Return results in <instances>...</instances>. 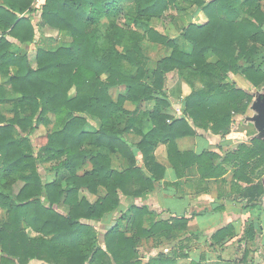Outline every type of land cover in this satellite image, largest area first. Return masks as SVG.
<instances>
[{"label": "trees", "instance_id": "16d2710c", "mask_svg": "<svg viewBox=\"0 0 264 264\" xmlns=\"http://www.w3.org/2000/svg\"><path fill=\"white\" fill-rule=\"evenodd\" d=\"M34 1L0 0V76L12 95L0 83V207L6 211L0 221L2 264H177L179 257L188 258L174 251L143 262L141 239L168 236L186 221H157L139 201L156 191L164 175L155 155L160 144L167 145L179 178L190 164L197 165L203 180L225 172L210 164L218 154L181 151L177 139L198 130L225 136L234 116L248 111L253 96L229 77L241 75L257 88L264 83V0H43L41 26L70 41L39 46L31 61L29 52L9 38L33 43ZM181 4L202 11L207 21L189 23L179 39L170 38L154 21ZM121 12L132 20L126 42L116 34ZM103 19L110 24L105 35L96 27L89 30ZM145 38L165 49L150 74ZM170 78L191 87L180 117L166 113L172 106ZM120 87L126 92L115 97ZM126 102L135 108L127 109ZM10 104L9 117L3 107ZM91 118L100 121L97 129H90ZM41 125L48 130L46 142L36 150L30 137ZM125 133L140 140L131 143ZM114 155L126 160L124 171L113 168ZM229 160L236 167L235 183L260 167L258 181L244 178L248 186L239 192L248 207L255 206L264 194V139L241 143ZM47 163L55 178L45 181L39 166ZM9 178L24 183L17 195L7 187ZM123 199L130 201L127 208ZM62 205L63 212L57 209ZM116 211L130 219L132 235L120 231V223L103 234L96 230ZM224 232L217 230L214 239Z\"/></svg>", "mask_w": 264, "mask_h": 264}, {"label": "crops", "instance_id": "0c3cea01", "mask_svg": "<svg viewBox=\"0 0 264 264\" xmlns=\"http://www.w3.org/2000/svg\"><path fill=\"white\" fill-rule=\"evenodd\" d=\"M192 11L193 17L190 16V23L203 24L207 21V17L202 11L195 8H192ZM41 13L39 11L31 15L32 23L36 26L33 43L24 45L11 37L9 39L28 52L33 46L34 49H37L42 44V35H46L48 39H51V36L56 40L61 38V43L63 36L59 34L58 30L49 26H41ZM195 18H199L201 21L197 22ZM30 60L32 59L30 58ZM229 79L237 87L249 92L254 98L245 114L234 116L229 133L223 136L211 131L198 130L194 136L177 139V145L181 151H192L196 154L211 151L218 154L219 158L214 159L210 164L213 168L219 166L220 172L224 170L223 175L218 179L203 180L197 165L190 164L181 170L185 175L179 178L168 158L167 145L160 144L155 155L158 164L164 168V175L157 182L156 191L139 201L140 204L148 206L157 221L164 220L174 225L175 219H184L186 222L183 225L191 227L190 238L193 235L198 244L203 243V246L200 245L202 251L200 247L195 250L190 249L189 257L177 259V263L180 260H188L190 264L193 261H203V263L209 264H264V194L252 207L247 206L245 199L239 198V192L248 186L244 178L257 182L261 169L259 167L252 171L253 169L250 168L243 174V179L235 183L234 160L225 161L227 155L237 150L241 143L250 145L255 138L264 139V120L260 125L261 120L257 119L259 111L255 108L258 94L250 92L253 85L241 75L230 74ZM186 85L188 84L178 78H170L167 84L172 106L166 113L171 116L180 117L183 113L179 103L183 89L188 91V88H185ZM190 90L191 87H189ZM93 122L94 120L90 119V123ZM137 137H135V142L126 139L136 144L140 140V137ZM138 158L140 159L141 155H138ZM112 165L114 169L124 171L127 162L120 155H114ZM251 166H253L252 163ZM261 179L264 184V175ZM129 203L130 201L125 199L123 206L127 208ZM109 218L110 216L105 218L102 224H107ZM191 229H193L192 232ZM221 229H224L225 232L219 238L214 239L213 234ZM197 232L203 234L197 236ZM236 243L237 246L234 249ZM204 244L207 245V248H203ZM214 246L220 250H215ZM249 249L251 251L248 253Z\"/></svg>", "mask_w": 264, "mask_h": 264}, {"label": "rangeland", "instance_id": "374dc122", "mask_svg": "<svg viewBox=\"0 0 264 264\" xmlns=\"http://www.w3.org/2000/svg\"><path fill=\"white\" fill-rule=\"evenodd\" d=\"M34 3H35V1H34ZM35 5H36V3H35ZM35 8H37V6ZM192 12H193L192 8L190 9V6H187L185 4H181V6L179 8L176 7L175 5H172L162 16L155 19L154 27L159 32L167 35L170 38H178L179 39V36L182 33V31L184 30V28L190 23V20H191L190 16L193 17V15L191 14ZM122 14H124V13L121 12L120 15L117 16V18L115 20L116 30H117L116 34L118 36H121L126 42L128 39V36L130 35V32L133 30V26L131 23L132 20L129 19L131 17L127 16V17L123 18ZM195 19H196L195 21H197V22L201 21V20H199V18H195ZM109 25H110L109 21L106 19H103L99 25L90 26L89 30H92L93 28L96 27L99 30L100 34L105 35L107 33V29H108ZM120 30L124 35L120 34ZM50 38L51 39H48V37L46 35H42V38H41L42 44L40 46L50 47V46H56L57 44L60 43L61 38L57 39V40L55 38H53L52 36ZM63 41L68 42V41H70V38H63L62 37V42ZM29 45H30V43H29ZM143 45L145 47L147 55L149 56L147 68H148V72L150 74V72L154 68H156L157 62L164 56L165 49L160 44L151 43L150 41H148V38L144 39ZM118 46L121 47V45H118ZM37 49H34V46L30 49L31 51H29V53H30L29 57L32 59L31 61L35 60V55H36ZM187 49H190V47H187ZM0 83L5 85V87L8 90L9 98H12L11 89H10V86L8 85L7 79L0 76ZM186 84H188V83H186ZM189 87H190L189 84L186 85V87H185V88H188V91L183 89L182 96L184 98L189 93ZM125 92H126L125 87H120L119 89L115 90L114 96L116 97L118 94H125ZM250 92H252L255 95L260 93V94H262V97H263L264 96V83L258 88L257 87L255 88L253 86L250 89ZM170 97L171 96L169 95V98ZM258 104H259V102H258ZM143 106H145V105H143ZM125 107L127 109H134L135 108L131 102H126ZM10 108H11V104L3 107L4 113L7 114V116H9V117L11 116V112L9 110ZM169 110H170V108H169ZM169 110L166 109V111H169ZM259 116H262L261 111L259 112ZM92 119L94 120V122L92 124L90 123V129H97L100 126V121L98 119L91 118V120ZM118 127H119V129H122L124 127V123L121 126L118 125ZM47 131H48L47 128L41 125L31 135L30 140H31L33 147L36 150L39 149L46 142ZM125 136H126V138H128V140H132L134 142H135V137L138 138L133 133H125ZM50 165H51L50 163H47L45 165L39 166V171L41 173L42 178L45 181L46 180H53L55 178V172L50 170L51 169ZM9 182H10V185H9ZM6 184H7V187L10 188V190L12 191V193L14 195H17L19 193L20 189L22 188V186L24 185V183L22 181H20V180L13 181V179H11V178H9V181L6 182ZM9 188H8V190H9ZM88 196H89V199L91 201H94L96 199V196H93V195H88ZM123 200H125V199H123ZM57 209L59 211L63 212L66 209V207L64 205H62V206L57 207ZM121 215H122V213L119 211L114 212L112 214V216H110L109 222L107 224H102L103 223L102 222L101 224L96 225L95 226L96 230L99 231L101 234H103L106 231V229H109V226L113 225L114 222H116L114 227H116L117 224L120 223V227L118 229L120 231H125L128 234L132 235L133 232H135V230L131 226L130 219L123 220L121 218ZM5 217H6V211L0 207V221H4ZM155 219H156V216H155ZM181 226L182 225L177 224L173 230V233L169 234L168 236L167 235H162V236H157V235L155 236L154 235V236L149 237V238L141 239L140 242L138 243V252H139V256L141 257L143 262H147L149 258L156 257L159 254H165L164 256H167L170 253L172 254V252H174V251H176V254L178 256H180L184 253H189L190 249L195 250L197 247H200V245L203 246L202 245L203 243L198 244L196 242V239L193 237V235L190 238V228L191 227L188 228L184 225L182 227ZM192 230L193 229H191V232H192ZM102 246H104V244H102ZM236 246H237V243L234 245V249L236 248ZM208 247L212 248L211 246H208ZM214 247H215V250H217V251L220 250V248H217L216 246H214ZM203 248H207V245L204 244ZM201 251H202V248H201ZM250 251H251V249L248 250V253ZM2 255H3V253H2V250L0 248V264H2V260H1ZM180 258H184V257H179L178 260ZM32 264H48V263H44L42 261H33ZM177 264H190V261L180 260ZM204 264H209V263H204Z\"/></svg>", "mask_w": 264, "mask_h": 264}, {"label": "water", "instance_id": "95a60500", "mask_svg": "<svg viewBox=\"0 0 264 264\" xmlns=\"http://www.w3.org/2000/svg\"><path fill=\"white\" fill-rule=\"evenodd\" d=\"M259 102V104H258ZM255 108L260 112H262V116H258L257 119L261 122L259 123L260 125L263 123L262 120H264V96L262 97V94H258L257 102H255ZM116 222H114L113 225L109 226V229H112L115 226Z\"/></svg>", "mask_w": 264, "mask_h": 264}, {"label": "built area", "instance_id": "2783aa9c", "mask_svg": "<svg viewBox=\"0 0 264 264\" xmlns=\"http://www.w3.org/2000/svg\"><path fill=\"white\" fill-rule=\"evenodd\" d=\"M35 3H36V5H35ZM35 3H34V6H35V7L37 6L35 12H39V11L42 12L43 0H35ZM183 99H184V97L181 96V97H180V103H179V107H180L181 110H182V100H183Z\"/></svg>", "mask_w": 264, "mask_h": 264}]
</instances>
